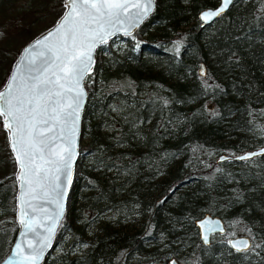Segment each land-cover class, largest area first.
I'll list each match as a JSON object with an SVG mask.
<instances>
[{"label":"trees","instance_id":"trees-1","mask_svg":"<svg viewBox=\"0 0 264 264\" xmlns=\"http://www.w3.org/2000/svg\"><path fill=\"white\" fill-rule=\"evenodd\" d=\"M215 2L156 0L133 33L119 35L121 46L96 48L53 239V248L65 245L41 264H167L183 249L188 264H264V156L214 162L264 143V0H233L200 26L197 12ZM18 9V0H0V17ZM3 164L0 259L17 229L13 162L0 138ZM203 213L225 226L208 244L193 224ZM111 214L130 227L112 225ZM236 229L251 239L247 251L227 245Z\"/></svg>","mask_w":264,"mask_h":264},{"label":"snow or ice","instance_id":"snow-or-ice-1","mask_svg":"<svg viewBox=\"0 0 264 264\" xmlns=\"http://www.w3.org/2000/svg\"><path fill=\"white\" fill-rule=\"evenodd\" d=\"M231 3L222 0L218 9L204 12L201 19L211 21ZM150 5L151 0H65L66 11L53 30L30 46L37 51L25 58L26 70L17 66L6 91H0V117L19 165V224L24 237L14 244L4 264H38L51 246L72 182L85 95L82 81L91 73L93 52L117 33H128L130 9L147 15ZM254 156H264V149L236 158L251 160ZM51 205L55 207L49 211ZM200 227L207 244V233L216 228L207 220ZM237 243L232 245L237 251L248 250V241Z\"/></svg>","mask_w":264,"mask_h":264},{"label":"water","instance_id":"water-1","mask_svg":"<svg viewBox=\"0 0 264 264\" xmlns=\"http://www.w3.org/2000/svg\"><path fill=\"white\" fill-rule=\"evenodd\" d=\"M155 1L156 0H151V5H150V7H149V9L147 11V15H144L143 13H140L139 15H137V13L139 12L138 9H135V8L130 9L131 17L132 18L128 22L129 25H130L129 28H128V33L126 34L125 32L121 31V32L117 33L116 35L110 37L109 40L112 39L113 37L117 36V35H122L123 36V35H129V34L133 33L136 30V28L140 25V23L144 19H146L149 16V14L153 11V8H154V5H155ZM133 2H135V0H133ZM142 2H143V0H142ZM221 2H222V0H217L215 4H213L211 6L203 7V8H201L197 12L196 16H197V20L199 21V25L200 26H203L205 24H208V23L212 22L213 20H215L217 18V17H214L211 21L205 22L204 20L201 19V16L206 11L218 9L221 6ZM63 3L65 5V0H63ZM65 11H66V9L64 7V9H63L62 13L60 14V16L57 18V20L50 27H48L47 29H45L41 33H39L36 36H34L33 38H31L28 42H26L21 47V49L17 53L15 59L13 60L11 66H10V69L8 71V74H7V76H6L3 84L0 86V91H6L7 83L9 82V78L16 72L17 66L24 67L25 70H26V59L25 58L28 57L31 52L37 51L35 49H32L30 46L32 44H34L38 39H42L51 30H53L54 26L57 24V22L64 15ZM99 46H101V45H99ZM25 49H28L29 51L26 52ZM95 51H96V49L93 52V61L94 62L91 65V69H92V67H93V65L95 63ZM198 73L200 75L204 74V65L202 63H199V65H198ZM82 87L84 89L85 95L83 97L82 106L80 108V118H79L78 126H77L75 159L72 161V180H73V177H74L75 172H76L75 161H76V159L78 157V154H79L78 147H79V139H80V131H81V116H82L83 107H84V104H85V101H86V89H85V86H84L83 81H82ZM0 119H1V125L4 128V126H3V118L0 117ZM5 131H6V137H7V145H8L9 151L11 152V155L13 157V160H14V163H15V168H16L15 173H14V177H15V188H16V190H15V221L17 223V229H16V232L14 234V237L12 239V242H11V244H10L7 252L0 259V264H4L5 261L9 260V257L11 255L12 249L14 247V244L18 240L19 241H23V239H24V237H22L20 235V232L22 231V229H21L20 224H19V211H20V207H19V196H20V187H19V180L17 179V176L19 174V165H18V163H17V161L15 159V153L13 152L12 147H11L10 133H9V131L7 129H5ZM261 149H264V143H262V144H260L258 146H255V147L243 149V150L238 151V152H235V153H225V152H221L218 155H216V157L214 158V162H219V161H224V160H234V161H238L240 159H237L236 157L244 156L247 153L260 152ZM221 157H225V159H221ZM69 189H70V185H68L67 193H66V195L63 198V213H62V215L60 217V220L57 223L56 230H57L58 225H59L61 219L63 218L64 212H65V208H66L67 201H68V198H69ZM48 207H49V211H51L52 209H54L55 205H51V206H48ZM205 220H207L209 222V224H211L213 227L216 228V231H213L211 233H207L208 236H209V240H210V237L212 235L223 233L224 232V229H225V226H224V223H223L222 219L219 216H217V215H213V214H209V213H203L200 216H198L197 218H195L193 220V224L195 226V229H196V232H197V236H198L200 242L203 243V244H206V243H204V241L202 239V236L204 234H206V233H205V230L200 227V224L203 221H205ZM205 228H207V225H205ZM56 230H55V232H54V234L52 236L51 246L45 250L44 255L38 261V264H41L42 261L44 260V258L46 257V255H48V253L52 250V248H53V239H54ZM245 240L248 241V245L250 246L251 239L247 235H245V234H235V235L229 236L227 238L226 242H227V245L231 249L236 250V248H233L232 245L234 243H237V242H240V241H245ZM237 246L238 247H242V245L239 244V243H237ZM166 263L167 264H178L177 263V260L173 256L168 257L167 260H166Z\"/></svg>","mask_w":264,"mask_h":264},{"label":"rangeland","instance_id":"rangeland-1","mask_svg":"<svg viewBox=\"0 0 264 264\" xmlns=\"http://www.w3.org/2000/svg\"><path fill=\"white\" fill-rule=\"evenodd\" d=\"M18 2H20V9L9 11L6 16L3 15L0 17V52H2L3 49H5L4 51L8 52L7 60L4 62L5 74L2 77V83L0 85L3 84L10 66L21 47L31 38L50 27L57 20L64 9L63 0H18ZM22 2H26V5L21 4ZM123 42L124 39L117 35L108 40L106 44H103V49H105V45L109 46L111 49H115L117 46H121ZM0 138L3 140L6 152L12 158L13 164L11 170L13 173H15V163L7 145L6 131L1 125V119ZM209 158H212V156ZM6 171V165H0V174L3 172L5 173ZM105 220L110 221L113 223L112 225L118 227L121 225L123 229L130 227L129 222L123 220L119 221V225H116V215L113 214L105 216ZM233 232L234 234L241 233L238 232L237 229ZM63 245H65L64 242H60L57 246L55 245L52 253L58 252L60 250L59 247ZM85 245V243H81L77 245V247H73L72 250H70V254L80 253V251L85 248ZM188 256V251L183 249L176 254L175 258H177L180 264L181 260L183 261L182 263L188 264Z\"/></svg>","mask_w":264,"mask_h":264},{"label":"flooded vegetation","instance_id":"flooded-vegetation-1","mask_svg":"<svg viewBox=\"0 0 264 264\" xmlns=\"http://www.w3.org/2000/svg\"><path fill=\"white\" fill-rule=\"evenodd\" d=\"M217 1V0H216Z\"/></svg>","mask_w":264,"mask_h":264}]
</instances>
